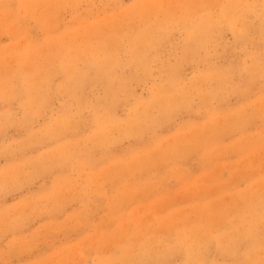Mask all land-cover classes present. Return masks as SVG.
<instances>
[{
    "label": "rangeland",
    "instance_id": "obj_1",
    "mask_svg": "<svg viewBox=\"0 0 264 264\" xmlns=\"http://www.w3.org/2000/svg\"><path fill=\"white\" fill-rule=\"evenodd\" d=\"M252 208L264 0H0V264H264Z\"/></svg>",
    "mask_w": 264,
    "mask_h": 264
},
{
    "label": "bare ground",
    "instance_id": "obj_2",
    "mask_svg": "<svg viewBox=\"0 0 264 264\" xmlns=\"http://www.w3.org/2000/svg\"><path fill=\"white\" fill-rule=\"evenodd\" d=\"M221 15L223 16V17H226L227 19H229V20H234V18L232 17V15H231V13L229 12V10H228V8H225V9H223V11H222V13H221ZM240 30V29H239ZM253 209V211H257V212H259V213H255V212H250V213H248L247 214V216H246V218H245V220H248L249 221V223H247L248 224V226H258L259 224H260V220H262L263 219V215H262V210H260V209H258V208H252ZM244 212V211H243ZM237 213V212H236ZM235 213H234V216H233V219H232V221H234V218H235ZM235 223V222H234ZM235 224H237V223H235ZM180 248V247H179Z\"/></svg>",
    "mask_w": 264,
    "mask_h": 264
}]
</instances>
